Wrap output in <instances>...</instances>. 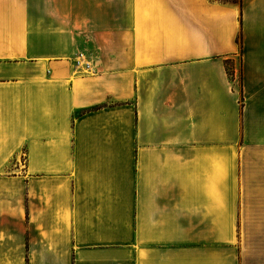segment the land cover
Wrapping results in <instances>:
<instances>
[{"label":"crops","instance_id":"0c3cea01","mask_svg":"<svg viewBox=\"0 0 264 264\" xmlns=\"http://www.w3.org/2000/svg\"><path fill=\"white\" fill-rule=\"evenodd\" d=\"M0 264H264V0H0Z\"/></svg>","mask_w":264,"mask_h":264}]
</instances>
